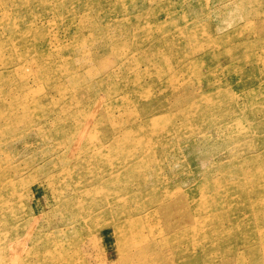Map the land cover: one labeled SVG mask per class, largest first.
I'll use <instances>...</instances> for the list:
<instances>
[{"label":"rangeland","instance_id":"374dc122","mask_svg":"<svg viewBox=\"0 0 264 264\" xmlns=\"http://www.w3.org/2000/svg\"><path fill=\"white\" fill-rule=\"evenodd\" d=\"M263 176L264 0H0V264H264Z\"/></svg>","mask_w":264,"mask_h":264},{"label":"bare ground","instance_id":"6f19581e","mask_svg":"<svg viewBox=\"0 0 264 264\" xmlns=\"http://www.w3.org/2000/svg\"><path fill=\"white\" fill-rule=\"evenodd\" d=\"M247 92V91H246ZM237 105V104H236ZM236 105H235V108H236ZM237 107H239V104L237 105ZM245 107V106H244ZM241 108H243V107H241ZM240 112V111H239ZM243 114V113H242ZM235 117V116H234ZM239 118V117H238ZM243 119V118H242ZM240 120V119H239ZM246 122V121H245ZM256 123V122H255ZM248 124V123H247ZM263 124V123H262ZM245 125V124H244ZM243 125V126H244ZM258 126V125H257ZM248 127H249V125H248ZM246 128V127H245ZM257 130V129H256ZM240 131H242V130H240ZM257 132V131H256ZM240 133H242V132H240ZM253 134H255V133H253ZM243 135V134H242ZM245 136V135H244ZM244 136H242V138L244 137ZM263 137V136H262ZM261 137V138H262ZM243 140H245L244 138H243ZM260 141V140H259ZM240 151V150H239ZM236 152V151H235ZM240 153V152H239ZM233 156H235L234 154H233ZM239 156V155H238ZM240 157V156H239ZM244 157V156H243ZM246 159V158H245ZM242 160H244V158H242ZM249 160V159H248ZM253 160V159H252ZM254 162V161H253ZM242 163H245V162H242ZM236 164H238L239 165V161H238V163H236ZM261 165V164H260ZM223 166H225V171H226V174H227V176H230V175H232V176H234V177H236V178H242V177H244V169H242V168H245V167H239V166H234V165H227V164H225V165H223ZM245 166V165H244ZM239 167V168H238ZM223 168V167H222ZM262 168V167H261ZM224 170V169H223ZM260 171H262V170H260ZM225 173V172H224ZM230 174V175H229ZM257 175V174H256ZM249 176V175H248ZM247 176V177H248ZM252 176V175H251ZM254 176V175H253ZM257 177V176H256ZM264 177V176H263ZM228 178V177H227ZM231 178V177H230ZM252 179H254L253 177H252ZM209 180V179H208ZM259 180V179H258ZM235 181H236V179H235ZM249 181V180H248ZM208 182V181H207ZM221 182H223V181H221ZM255 182H257V180H255ZM224 183V182H223ZM249 183V185H250V183L251 182H248ZM247 183V184H248ZM258 183V182H257ZM261 183V182H260ZM221 184V183H220ZM240 184H243L242 182L240 183ZM240 184H238V185H240ZM246 184V185H247ZM213 185V184H212ZM211 185V186H212ZM254 185H255V183H254ZM261 185H262V183H261ZM218 186V185H217ZM222 186V185H221ZM220 186V187H221ZM227 186V185H226ZM242 185H240V186H238V187H241ZM256 186V185H255ZM255 186H254V188H255ZM233 187H236V186H233ZM237 187V188H238ZM224 188V187H223ZM236 188V189H237ZM243 188V187H242ZM215 189V188H214ZM220 189V188H219ZM225 189V188H224ZM229 189V188H228ZM239 189V188H238ZM244 189V188H243ZM250 189V188H249ZM216 190V189H215ZM232 190V189H231ZM246 191H247V189H245ZM259 190V189H258ZM260 190H261V187H260ZM264 190V189H263ZM218 191V190H217ZM255 191V190H254ZM257 191V190H256ZM213 192H215L214 190H213ZM231 192V191H230ZM252 192V191H251ZM227 193H228V191H227ZM249 193H250V191H249ZM262 193H264V192H262ZM222 194H223V192H222ZM222 194H220V193H217V195H215L216 197H214V198H217V199H215L214 200V202H212V207H210L211 208V211H212V214H214V216H216L218 219H220V220H224L225 218V216L227 215H231L232 217H235V220H237L238 221V218H239V216L237 215V213L238 212H243V211H245L246 210V207H247V205H246V203L245 204H243V206H240L239 204H237V202H236V200H230V201H228L227 203H225L224 201H223V198H222ZM248 194L247 193H244L243 194V200H245V201H247L248 202V198H249V196H247ZM257 195V194H256ZM261 195V194H260ZM263 195V194H262ZM225 196V195H224ZM237 196V195H236ZM252 196V195H251ZM255 196V195H254ZM219 197V198H218ZM263 197V196H262ZM261 197V198H262ZM226 199V198H225ZM258 199V198H257ZM223 201V202H222ZM251 202V201H250ZM225 204H229L230 205V208L229 209H225V208H223V205H225ZM251 204V203H250ZM262 204H264V200L263 201H259V205H262ZM256 205V204H255ZM263 206V205H262ZM228 207V206H227ZM258 207V206H257ZM262 208V207H261ZM260 208V209H261ZM251 210V209H250ZM202 213L201 214H204L203 212H206L207 210H206V208H203L202 210ZM253 211V210H252ZM251 211V212H252ZM259 211V210H258ZM261 211V210H260ZM262 211H264V210H262ZM214 212V213H213ZM260 213V212H259ZM206 214V213H205ZM252 214V213H251ZM254 214H255V212H254ZM211 215V214H210ZM237 215V216H236ZM256 215V214H255ZM260 215H261V213H260ZM263 215V214H262ZM211 216H213V215H211ZM210 216V217H211ZM254 216V215H253ZM207 217H209V216H207ZM206 217V218H207ZM249 217V216H248ZM264 217V216H263ZM190 218V217H189ZM254 218H255V216H254ZM262 218V217H261ZM192 219H194V214H192ZM264 219V218H263ZM227 220V219H226ZM256 220H257V217H256ZM240 221V220H239ZM261 224V223H260ZM256 226V225H255ZM197 227V226H196ZM207 226L205 225V223L200 227V229H199V231L200 230H204L205 228H206ZM257 227H260V226H257ZM256 227V228H257ZM261 228H263L262 226H261ZM261 228H259V229H261ZM207 229V228H206ZM258 229V228H257ZM256 229V230H257ZM198 230V229H197ZM198 231V232H199ZM234 231H236V229H235V227L234 226H227V232H234ZM214 232V231H213ZM229 233H227V234H229ZM264 234V233H263ZM258 235V234H257ZM262 235V234H261ZM259 236V235H258ZM257 236V237H258ZM243 238H244V236H243ZM259 238V237H258ZM260 238L262 239V237L260 236ZM261 239H259L260 240V242L259 243H261ZM264 239V238H263ZM214 240V239H213ZM264 242V241H263ZM217 243V242H216ZM215 243V244H216ZM142 244V242H140V239H138V240H136L135 241V246H140ZM211 244V243H210ZM258 244V243H257ZM208 246V245H207ZM251 246H253V245H251ZM252 248H254V247H252ZM253 251V250H252ZM257 251H258V249H257ZM63 252V251H62ZM243 252H245V251H243ZM69 253V252H68ZM254 253V252H253ZM63 254H65V253H63ZM70 254V253H69ZM235 254H236V252H235ZM66 256V255H65ZM239 256H241V255H239ZM231 258V257H230ZM233 258V257H232ZM231 258V259H232ZM256 259V258H255ZM64 260V259H63ZM233 262V261H232ZM252 262H254V261H252ZM257 262V261H256ZM232 264V263H231ZM240 264V263H239Z\"/></svg>","mask_w":264,"mask_h":264}]
</instances>
